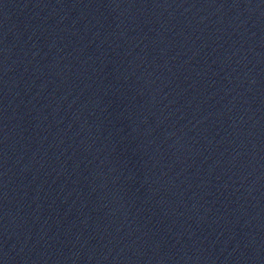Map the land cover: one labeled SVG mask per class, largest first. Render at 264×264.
<instances>
[{"label":"water","instance_id":"water-1","mask_svg":"<svg viewBox=\"0 0 264 264\" xmlns=\"http://www.w3.org/2000/svg\"><path fill=\"white\" fill-rule=\"evenodd\" d=\"M0 264H264V0H0Z\"/></svg>","mask_w":264,"mask_h":264}]
</instances>
